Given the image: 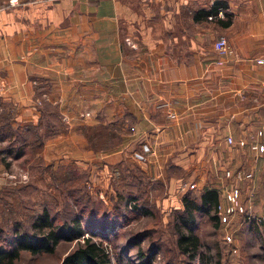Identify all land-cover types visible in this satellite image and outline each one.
<instances>
[{
  "label": "crops",
  "instance_id": "obj_1",
  "mask_svg": "<svg viewBox=\"0 0 264 264\" xmlns=\"http://www.w3.org/2000/svg\"><path fill=\"white\" fill-rule=\"evenodd\" d=\"M11 1L0 0V84L21 120L44 117L34 100L45 89L70 134L83 112L134 123L120 148L101 152L108 167L138 147L153 179L169 166L197 177L190 163L205 150L219 163L227 154L230 170L264 167V0H133L140 12L128 0ZM218 1L229 26L196 19ZM223 35L234 53H220Z\"/></svg>",
  "mask_w": 264,
  "mask_h": 264
},
{
  "label": "rangeland",
  "instance_id": "obj_2",
  "mask_svg": "<svg viewBox=\"0 0 264 264\" xmlns=\"http://www.w3.org/2000/svg\"><path fill=\"white\" fill-rule=\"evenodd\" d=\"M128 1L133 11L140 12L135 1ZM221 14L218 16L227 19ZM221 37L227 40L229 54L234 53L228 38ZM127 43L136 45L131 38ZM34 84L41 82L35 80ZM3 89L0 84V116L11 113L24 125L40 126L41 138L36 137L40 145L29 147L21 158L9 155L6 149L10 145L0 141V244L8 248L14 245L16 231L32 233V220L48 208L57 217V224L79 215L84 224L82 238L102 242L109 253V264H146L147 258L150 264H264V225H260L264 218V167L260 163L250 160L242 170H230L227 154L219 163L212 150H205L200 158L194 155L190 163V172L197 177L189 178V168L169 166L161 178L153 179L143 167L148 160L143 161L146 156L138 147V151H127L120 160L114 155L108 167L102 162L101 152L120 148L124 136L134 132V123L126 121L117 136L100 127L92 128L98 123L88 122L91 114L83 112L79 118L82 124L70 134L69 118L59 117L56 108L46 104L50 99L45 89H40L34 100V107L44 116L38 122L21 120L23 107L7 100ZM156 154L159 155L157 149ZM131 171L136 178H132ZM210 171H215L213 178L220 180L219 220L216 224L206 216H198L195 231L202 245L192 257L183 253L177 243L173 215L183 210L182 198L188 190L196 196L199 190L211 186ZM131 182L135 187H128ZM130 191L139 196L137 207L132 202L126 205L119 197L133 195ZM239 193L248 197V204L242 202ZM143 209H149L151 214H145ZM106 216L111 217V223L105 224ZM255 221L259 224L256 230ZM76 241H61L55 253L32 255L24 251L15 264H58L75 249Z\"/></svg>",
  "mask_w": 264,
  "mask_h": 264
},
{
  "label": "trees",
  "instance_id": "obj_3",
  "mask_svg": "<svg viewBox=\"0 0 264 264\" xmlns=\"http://www.w3.org/2000/svg\"><path fill=\"white\" fill-rule=\"evenodd\" d=\"M225 7L226 5L224 2L218 1L209 10H199L195 14V17L196 19L216 18L219 9L222 8L226 10ZM224 14L227 19L221 20L220 22L224 26H229L232 23V16L227 11H225ZM123 124L125 123H120V121L110 125L99 123L92 128L100 127L106 132L112 131L113 134L118 136L124 129ZM40 130V126L24 125L11 113L0 116V141H5V143L10 145V148L6 149L9 155L11 154L12 156L21 158L26 155V150L29 147H35L34 145L39 146L40 144L36 137L41 138ZM2 161L5 165H9V162L5 159H2ZM240 169L242 170V167ZM214 172L215 171H210L208 175L211 186L202 191L199 190L196 196L190 194L192 192L191 190H188L182 198L184 205L183 210L178 211L176 212V215H173V223H175L174 228L178 236L177 243L183 253L189 254L192 257L197 255V252L202 245L201 238L195 231L198 224V216H206L210 221H216V224L219 220L218 213L221 205V189L220 180L218 178H213L216 175ZM131 173H133L132 178H136V174H134L133 171H131ZM260 178H262V176ZM132 182L128 187H135V184H132ZM118 186L121 185L118 184ZM116 188L118 192H120L118 189L119 187L116 186ZM130 192L133 195H130L129 197H126V195L123 197L120 193L118 194H120V198L125 200L126 205H128L129 202H132L135 204V207H137L139 196L135 195L133 191ZM243 193L239 194L242 202L246 205L249 201L248 197H244ZM142 211L145 214H151L149 209H143ZM106 217L107 218L104 219L105 224H109V222L111 223V217ZM56 220L57 217L52 215L48 208H44L43 211L36 215L32 220L31 227L34 230L32 233L28 231H16L14 234L15 238L13 239L14 245L8 248L5 244H0V264H15L24 251H27L32 255L55 253L57 246L63 240H77L76 247L58 264L110 263L108 250L103 246L102 242H97L90 237L82 238L84 236V224L79 215H74L71 220L64 221L61 224H57ZM256 222L257 221L254 223V230L259 226ZM260 225H264V218L263 221L261 220ZM16 227V230H19L20 223H17ZM203 259H205V262L207 261L205 255H203ZM149 262L150 260L147 258L146 264H150Z\"/></svg>",
  "mask_w": 264,
  "mask_h": 264
},
{
  "label": "built area",
  "instance_id": "obj_4",
  "mask_svg": "<svg viewBox=\"0 0 264 264\" xmlns=\"http://www.w3.org/2000/svg\"><path fill=\"white\" fill-rule=\"evenodd\" d=\"M14 3H16V1L15 0H12L11 1V4H14ZM222 12H220V14H221ZM222 15V14H221ZM210 18H212V17H210ZM218 47H219V50H220V53L221 54H226V53H229V46H228V43H227V40H226V38L225 37H221L219 40H218ZM263 65H264V63H263Z\"/></svg>",
  "mask_w": 264,
  "mask_h": 264
}]
</instances>
